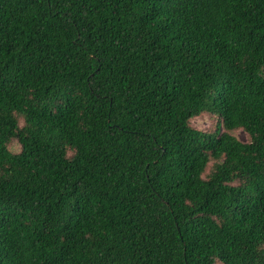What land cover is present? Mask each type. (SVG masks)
I'll use <instances>...</instances> for the list:
<instances>
[{
    "label": "trees",
    "instance_id": "1",
    "mask_svg": "<svg viewBox=\"0 0 264 264\" xmlns=\"http://www.w3.org/2000/svg\"><path fill=\"white\" fill-rule=\"evenodd\" d=\"M0 264H264V0H0Z\"/></svg>",
    "mask_w": 264,
    "mask_h": 264
},
{
    "label": "rangeland",
    "instance_id": "2",
    "mask_svg": "<svg viewBox=\"0 0 264 264\" xmlns=\"http://www.w3.org/2000/svg\"><path fill=\"white\" fill-rule=\"evenodd\" d=\"M210 125H211V122L206 117L200 118V119H194L192 121V126L200 130L208 129ZM236 137L241 142H244L246 140V136L242 132H237Z\"/></svg>",
    "mask_w": 264,
    "mask_h": 264
}]
</instances>
